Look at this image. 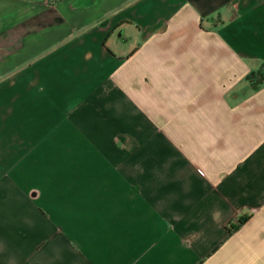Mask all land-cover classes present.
I'll return each mask as SVG.
<instances>
[{
	"label": "crops",
	"instance_id": "0c3cea01",
	"mask_svg": "<svg viewBox=\"0 0 264 264\" xmlns=\"http://www.w3.org/2000/svg\"><path fill=\"white\" fill-rule=\"evenodd\" d=\"M263 64L264 0H0V264H264Z\"/></svg>",
	"mask_w": 264,
	"mask_h": 264
},
{
	"label": "trees",
	"instance_id": "16d2710c",
	"mask_svg": "<svg viewBox=\"0 0 264 264\" xmlns=\"http://www.w3.org/2000/svg\"><path fill=\"white\" fill-rule=\"evenodd\" d=\"M263 67H264V64H263ZM251 74H252V73H249V75H251ZM263 77H264V70L262 71V75H261L259 78H257L255 82L260 81ZM244 219H245V218H241V217H240V218L236 221V223H232V224L229 226V228H228V232H231L233 229L237 228V226H238L239 224H241V223L244 221Z\"/></svg>",
	"mask_w": 264,
	"mask_h": 264
},
{
	"label": "rangeland",
	"instance_id": "374dc122",
	"mask_svg": "<svg viewBox=\"0 0 264 264\" xmlns=\"http://www.w3.org/2000/svg\"><path fill=\"white\" fill-rule=\"evenodd\" d=\"M263 70H264V67H263ZM262 74V73H261Z\"/></svg>",
	"mask_w": 264,
	"mask_h": 264
}]
</instances>
